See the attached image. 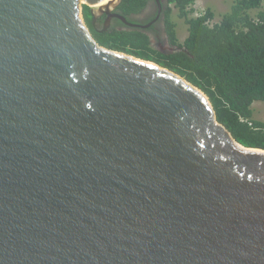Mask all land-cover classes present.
<instances>
[{"label": "water", "instance_id": "95a60500", "mask_svg": "<svg viewBox=\"0 0 264 264\" xmlns=\"http://www.w3.org/2000/svg\"><path fill=\"white\" fill-rule=\"evenodd\" d=\"M106 1L0 0V264H264V151L102 47Z\"/></svg>", "mask_w": 264, "mask_h": 264}, {"label": "trees", "instance_id": "16d2710c", "mask_svg": "<svg viewBox=\"0 0 264 264\" xmlns=\"http://www.w3.org/2000/svg\"><path fill=\"white\" fill-rule=\"evenodd\" d=\"M196 1L169 0L172 52L157 50L137 30L93 36L102 47L153 62L184 78L205 93L218 122L240 145L264 151V122L254 118L253 109L256 102L264 103V0H234L231 10L212 26L210 10L192 17ZM126 4L135 6L130 0H125ZM83 10L86 23L90 8L84 6ZM173 15L188 27L183 43H179Z\"/></svg>", "mask_w": 264, "mask_h": 264}, {"label": "flooded vegetation", "instance_id": "af4514ba", "mask_svg": "<svg viewBox=\"0 0 264 264\" xmlns=\"http://www.w3.org/2000/svg\"><path fill=\"white\" fill-rule=\"evenodd\" d=\"M124 1L121 0L108 14L107 11L101 14L93 12L90 8V19L86 21V25L92 35L112 30H137L145 34L157 50L163 53L175 50L167 25L168 18L172 17L169 15V0H130L135 5L133 7L124 5ZM140 6L141 9L136 11Z\"/></svg>", "mask_w": 264, "mask_h": 264}, {"label": "rangeland", "instance_id": "374dc122", "mask_svg": "<svg viewBox=\"0 0 264 264\" xmlns=\"http://www.w3.org/2000/svg\"><path fill=\"white\" fill-rule=\"evenodd\" d=\"M233 3L234 0H197L196 3L191 7L193 10L192 17H199L210 10L214 14V20H212L210 23L212 26L221 21L222 16L231 10ZM172 20L177 25L176 31L179 43H183L188 36V27L185 22L177 18L176 15H173ZM253 109L254 118L264 122V103L256 102L253 105Z\"/></svg>", "mask_w": 264, "mask_h": 264}, {"label": "bare ground", "instance_id": "6f19581e", "mask_svg": "<svg viewBox=\"0 0 264 264\" xmlns=\"http://www.w3.org/2000/svg\"><path fill=\"white\" fill-rule=\"evenodd\" d=\"M110 1H112V0H107L105 3H103L102 5H99V6L106 5V4H108ZM99 6H96L95 8H98Z\"/></svg>", "mask_w": 264, "mask_h": 264}]
</instances>
